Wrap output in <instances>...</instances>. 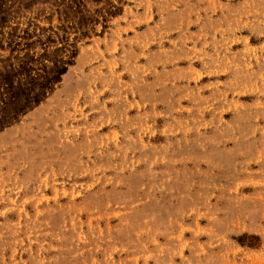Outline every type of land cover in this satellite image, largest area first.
<instances>
[{
	"label": "rangeland",
	"instance_id": "obj_1",
	"mask_svg": "<svg viewBox=\"0 0 264 264\" xmlns=\"http://www.w3.org/2000/svg\"><path fill=\"white\" fill-rule=\"evenodd\" d=\"M0 264H264V0H0Z\"/></svg>",
	"mask_w": 264,
	"mask_h": 264
}]
</instances>
